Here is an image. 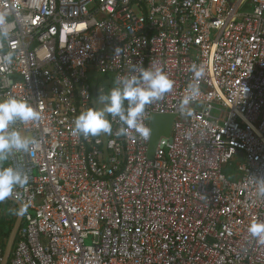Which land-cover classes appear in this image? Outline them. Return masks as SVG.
Returning <instances> with one entry per match:
<instances>
[{"label": "built area", "instance_id": "2783aa9c", "mask_svg": "<svg viewBox=\"0 0 264 264\" xmlns=\"http://www.w3.org/2000/svg\"><path fill=\"white\" fill-rule=\"evenodd\" d=\"M0 14V100L40 116L10 125L33 143L0 161L28 177L12 196L24 220L9 264H264L247 231L264 221V0H0ZM153 64L173 88L143 123L176 115L153 159L150 137L116 136L115 120L108 161L101 137L71 134L98 107L93 84L106 93ZM193 64L205 75L183 115Z\"/></svg>", "mask_w": 264, "mask_h": 264}, {"label": "clouds", "instance_id": "9594fccd", "mask_svg": "<svg viewBox=\"0 0 264 264\" xmlns=\"http://www.w3.org/2000/svg\"><path fill=\"white\" fill-rule=\"evenodd\" d=\"M5 16L0 14V22ZM7 32L0 36L7 37ZM5 62L11 63L12 56H5ZM193 82L190 83L178 104V110L183 115H190V105L200 95L198 81L204 77L205 69L193 64L191 66ZM173 88V81L155 64L150 67L133 65L132 72L127 76L116 78L115 85L106 93H98L96 100L99 107H89L79 113L73 120L71 134L74 137H108L113 135V120L120 127L116 136L134 134L147 140L151 129L143 123V117L148 105L161 100ZM111 117V119H109ZM40 116L26 100L7 98L0 100V161L8 159L13 152H28L33 141L16 130H10V125L16 121L23 123L39 120ZM257 193L264 197V179L254 180ZM28 177L11 166H0V202L12 197L14 190L25 188ZM18 214H23L21 211ZM249 235L264 242V221L254 220L247 228Z\"/></svg>", "mask_w": 264, "mask_h": 264}, {"label": "water", "instance_id": "95a60500", "mask_svg": "<svg viewBox=\"0 0 264 264\" xmlns=\"http://www.w3.org/2000/svg\"><path fill=\"white\" fill-rule=\"evenodd\" d=\"M92 93L93 97L96 100V97L98 95V88L96 84L92 85ZM97 102V100H96ZM98 105V103H97ZM99 107V105H98ZM176 118L175 114H152L149 122V127L151 129V135L149 140V146H148V152L147 157L150 159H153L158 147V144L161 140V138L168 139V141H171L172 139V128L173 123ZM110 119V117H109ZM101 139L103 140V152H104V158L106 161L110 158V150L108 145V137L101 136ZM8 202L14 203L17 206L18 212L16 216L15 223L13 225L12 231L10 233V236L8 238V241L6 243V248L3 255V261L1 264H9L10 259L12 257V252L16 243V239L18 236V233L20 231V228L23 224L24 220V207L22 203L18 200H15L13 197H9L6 199ZM3 212H9V208L7 206H4L2 208ZM23 212V214H18L20 212Z\"/></svg>", "mask_w": 264, "mask_h": 264}, {"label": "trees", "instance_id": "16d2710c", "mask_svg": "<svg viewBox=\"0 0 264 264\" xmlns=\"http://www.w3.org/2000/svg\"><path fill=\"white\" fill-rule=\"evenodd\" d=\"M229 174L230 178H233L234 174L233 171L231 170H226ZM4 206H8L9 207V212L7 213L9 217H11V221L10 223H8L5 227L4 230L2 231L3 237H4V242H3V251H5L6 248V242L8 241V238L10 236V233L12 231L13 225L15 223L16 220V214L18 212L17 206L14 203L8 202L7 200H4L2 202H0V207L3 208Z\"/></svg>", "mask_w": 264, "mask_h": 264}, {"label": "rangeland", "instance_id": "374dc122", "mask_svg": "<svg viewBox=\"0 0 264 264\" xmlns=\"http://www.w3.org/2000/svg\"><path fill=\"white\" fill-rule=\"evenodd\" d=\"M98 81H103L104 80V76L103 75H98ZM105 82V81H104ZM8 207V206H7ZM9 208V207H8Z\"/></svg>", "mask_w": 264, "mask_h": 264}]
</instances>
